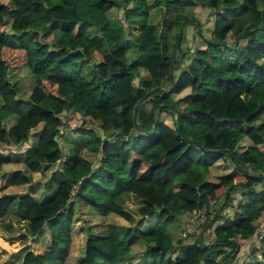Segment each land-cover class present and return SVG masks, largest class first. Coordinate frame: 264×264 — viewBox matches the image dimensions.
I'll return each instance as SVG.
<instances>
[{
    "label": "trees",
    "instance_id": "1",
    "mask_svg": "<svg viewBox=\"0 0 264 264\" xmlns=\"http://www.w3.org/2000/svg\"><path fill=\"white\" fill-rule=\"evenodd\" d=\"M154 7L163 11L157 23ZM263 15L264 0H0V227L25 231L23 241L48 235L44 247L0 252V264H264ZM190 31L204 49L186 44ZM18 67L35 78L27 98L9 78ZM37 130L34 147L8 151ZM191 145L206 158L194 159ZM84 148L100 155L96 163ZM222 158L232 170L206 178ZM58 166L37 198L31 173ZM125 195L140 203L136 214ZM194 210L208 216L201 235L168 234ZM254 237L261 259L256 248L240 256V242Z\"/></svg>",
    "mask_w": 264,
    "mask_h": 264
},
{
    "label": "rangeland",
    "instance_id": "2",
    "mask_svg": "<svg viewBox=\"0 0 264 264\" xmlns=\"http://www.w3.org/2000/svg\"><path fill=\"white\" fill-rule=\"evenodd\" d=\"M4 2H8V0H3ZM179 8V9H177ZM176 10L178 13L180 14H191L193 13V7H183V6H179L177 7ZM195 8V7H194ZM196 12L194 13H198L196 15H200L202 16V20L204 19V17L206 16L205 14H203L202 12H200L199 9L195 10ZM161 13H163V11L161 9H154L151 13H150V19H152L151 21H154L155 23L160 22L161 20ZM110 16L112 18H116V19H120L121 21H123V11H117V10H113L110 14ZM195 16V15H194ZM168 18L170 20H172L174 18V13L170 14L168 16ZM197 18V17H196ZM191 19H189L190 21ZM187 20H184L181 28L183 27L184 23H186ZM212 23H210L209 25H211ZM176 31V30H174ZM173 31V32H174ZM189 33V32H188ZM192 40L191 42V47L193 48V50H196L197 48H202L204 49L206 47V45L202 42V40L200 39L199 35H197L195 32H191L190 31V35L188 37V39L186 40L187 45H190L189 42ZM232 40V39H230ZM135 56H137V53H134V50L131 49L127 52V58L129 60H132L135 58ZM9 78L11 80V82L15 85H17V87H19L20 91H19V96L22 98H27L32 89L35 86V78L34 76L31 74L30 70L27 67H18V68H10L9 71ZM189 89H186L185 91H183V93L180 96H175L176 99H181L183 97H186L189 94ZM182 105L184 104L183 99L182 101H178V105ZM181 107V106H179ZM161 117L163 120H166V122H168L170 125L173 126L174 124V119L170 116V115H165L164 113L161 114ZM88 128H92L96 131H98L99 134L104 135L103 132L100 130V123L99 121H94V120H87L86 124H85ZM40 132L39 130H37L36 134L35 132H33V134L31 135L29 141L27 144L23 145L22 147H18L16 148L15 146H9L8 151L11 152H20L22 153L23 151H26V149L28 148H32L34 146H31L33 144L36 143V138L39 139L40 137ZM36 135V136H35ZM31 146V147H30ZM191 152H192V156L194 159H200V158H206L205 153L199 149L197 146L195 145H191ZM83 156H85L88 160H90L93 163H96L97 160L99 159L100 155H96V153H93L91 151H88L84 148L83 150ZM230 163H233L232 161ZM61 166H58V168L53 167L51 170L48 171H39V172H34L33 174L31 173V177L33 178V185L32 187L36 189L37 193H36V197L37 198H41L42 195L44 196V188H45V182H47L50 178L51 173H56L58 174L60 170ZM204 169V168H202ZM216 173V171L213 170V172H211V170L207 169L205 170V176L206 178H208L209 180H213L214 174ZM28 189H31V185L27 186V185H22V186H12L7 190V193L12 194V193H22L25 191H28ZM240 195V194H239ZM125 198L129 200V205L127 206V209L129 211H131L132 213L137 212L138 209V200H136L135 198H131L130 195H125ZM235 201L234 203L237 205L239 202V199H242V197H239L238 195H234ZM239 198V199H237ZM133 200V201H132ZM232 211L228 210L227 211V215H232ZM8 219L6 218V221ZM107 220L112 222L114 220V216H108ZM101 218L98 217L95 222H100ZM153 219H151L150 221H146V224L152 223ZM16 223V222H14ZM17 224V223H16ZM23 226H19L20 229H26V226H24L25 223H21ZM123 225V224H122ZM178 232L181 231V221L177 220L175 222H172L171 224ZM128 226V225H125ZM25 233V231H21V230H17V232H8L6 230H4L2 227H0V249L1 251H4L6 253V255H11L14 252L19 251L20 249L24 248L27 245H30L31 247H44L47 242H48V235L46 234L45 236H41V237H34V238H29L28 244H27V240L23 241V238H21V236ZM193 233V232H191ZM22 239V240H21ZM189 240V239H188ZM248 254L250 253L249 250ZM143 252V251H142ZM141 252V253H142ZM8 257V256H7ZM135 258L136 259H140L139 254H135ZM134 264H141L140 260H136L134 262Z\"/></svg>",
    "mask_w": 264,
    "mask_h": 264
},
{
    "label": "crops",
    "instance_id": "3",
    "mask_svg": "<svg viewBox=\"0 0 264 264\" xmlns=\"http://www.w3.org/2000/svg\"><path fill=\"white\" fill-rule=\"evenodd\" d=\"M195 7V6H194ZM193 7V11L194 12H196L195 10L196 9H204V8H201V7H195L194 8ZM177 7H175V9H176ZM153 9H161V7H154ZM164 9V8H163ZM177 9H179V8H177ZM153 11V10H152ZM151 11V12H152ZM150 12V13H151ZM193 12V13H194ZM172 13H174V12H172ZM171 13V14H172ZM195 14H198V13H195ZM185 15H189V14H185ZM190 19H192V18H190ZM152 20V19H151ZM193 20V19H192ZM151 22H154V21H151ZM187 25V24H186ZM185 25V26H186ZM184 29H185V27H184ZM184 29H183V31H184ZM175 30V29H174ZM173 30V31H174ZM183 31H182V33H180V37H181V35L183 34ZM179 32H180V30H179ZM175 34H176V31H174V32H172L171 33V37L173 38L174 36H175ZM189 35H190V32L187 34V38H186V40L188 39V37H189ZM179 43V45H180V41L178 42ZM177 43V44H178ZM186 44H187V42H186ZM180 47V46H179ZM166 121V120H165ZM166 123H168V122H166ZM227 123V122H226ZM169 124V123H168ZM224 125H226V124H224ZM35 132V134H36V132L37 131H34ZM33 134V133H32ZM36 136V135H35ZM31 137V136H30ZM36 140H38V138H36ZM29 141V140H28ZM37 142V141H36ZM36 144V143H35ZM35 144H33V145H31V146H34ZM30 146V147H31ZM27 150V149H26ZM231 162V160L230 159H227V158H222L221 160H219L218 162H216L215 164H213L210 168H209V170H211V172H213V170L214 171H216V173H213L214 174V177H216V178H213V180H217V179H219V177H222V176H224V175H227L231 170H232V168H233V166H234V164L233 163H230ZM62 170H60V172H61ZM33 174V173H32ZM34 182H33V178H32V183L31 184H33ZM31 184H28L27 186H29V185H31ZM36 193H37V191H36ZM36 193H35V196H36ZM236 195H238L239 197H240V195H239V193H235ZM234 194V195H235ZM131 196V195H130ZM131 198L133 199L134 197L133 196H131ZM237 199H239V198H237ZM240 200V199H239ZM133 201V200H132ZM234 201H235V199H234ZM138 202V201H137ZM236 202V201H235ZM129 200L127 199V201H126V206H128L129 204ZM138 208L140 207V203L138 202ZM138 210V209H137ZM146 217H148V216H146ZM147 219H149V218H147ZM180 221H181V231H177L172 225H170V227L168 228V234H170L173 238H176V239H179V238H182L183 236H181V235H183V232H185V231H188V233L189 234H191V232H194V230H195V228H197V224H198V221H197V218H196V216H192V215H190V214H184V215H182V216H180V218H178ZM123 225H128L129 226V224L128 223H122ZM121 224V225H122ZM216 226H218V222L217 223H215L214 224V227H216ZM144 231V230H143ZM188 234V235H189ZM135 235L137 236V237H140L141 235H142V232H138V231H135ZM205 235L206 236H208V237H213V233H212V231H207L206 233H205ZM185 240H188V239H190V237L188 236L187 238H184ZM22 240V239H21ZM28 241H29V239L27 240V244H28ZM140 244V243H139ZM240 244H241V249H240V256H243V255H249L248 254V251L247 250H250V249H254V248H256L257 250L260 248V246H259V239H257V237H254V238H252V239H249V240H245V241H241L240 242ZM141 246V245H140ZM142 247V246H141ZM0 252H2L1 251V249H0ZM176 253L177 252H174L173 253V257L176 255ZM256 254H257V256H258V258H260L261 259V253H260V251L258 250V252H256ZM143 264V263H142Z\"/></svg>",
    "mask_w": 264,
    "mask_h": 264
},
{
    "label": "water",
    "instance_id": "4",
    "mask_svg": "<svg viewBox=\"0 0 264 264\" xmlns=\"http://www.w3.org/2000/svg\"><path fill=\"white\" fill-rule=\"evenodd\" d=\"M262 17H263V20H262V21H263V23H264V15H263ZM193 23H194V22H193L192 19H191L190 21L187 20V22L184 23L182 29H180V33H182V31H183V29H184V27H185L186 24H193ZM179 46H180V45H179V43H178V44H177V47H179ZM171 70L173 71V66H172ZM172 71H171V73H170V76H172ZM139 106H140V102L138 103V105L136 106V109H135V111H134V118H135V120H136V117H137V112H138ZM178 134L180 135V131H178ZM55 140H56L57 142H59L57 137H55ZM187 140H188L190 143H193V142H194V141L191 140V139H187ZM59 146L61 147L60 144H59ZM257 177H258V178H261L262 180H264V177H262V176H257ZM234 186H235V184L231 185V186L227 189V191H226V195L229 194V193L231 192V190L233 189ZM210 225H211V222H209V223L206 225V227L204 228L203 233L207 230V228H208ZM237 250H238V249H237ZM236 252H237V251H236ZM236 252L233 254V257L236 256Z\"/></svg>",
    "mask_w": 264,
    "mask_h": 264
},
{
    "label": "built area",
    "instance_id": "5",
    "mask_svg": "<svg viewBox=\"0 0 264 264\" xmlns=\"http://www.w3.org/2000/svg\"><path fill=\"white\" fill-rule=\"evenodd\" d=\"M192 216H196L198 224L197 228H195L194 232L199 235L201 233V227L207 222L208 216L205 211H193L192 213H187ZM188 231L183 232V236L187 237L188 236ZM260 234L264 235V231H260ZM201 235V234H200Z\"/></svg>",
    "mask_w": 264,
    "mask_h": 264
}]
</instances>
